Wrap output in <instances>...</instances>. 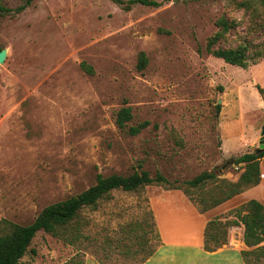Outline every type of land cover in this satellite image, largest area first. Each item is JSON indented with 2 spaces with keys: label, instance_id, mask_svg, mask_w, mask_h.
<instances>
[{
  "label": "rangeland",
  "instance_id": "obj_1",
  "mask_svg": "<svg viewBox=\"0 0 264 264\" xmlns=\"http://www.w3.org/2000/svg\"><path fill=\"white\" fill-rule=\"evenodd\" d=\"M151 1L159 5L34 0L17 12L25 0H0L12 9L0 12L7 52L0 63V220L29 224L46 206L96 184L99 174L146 170L168 179L113 190L61 236L40 232L21 264H246L243 252L257 249L245 243L244 226L234 225L244 202L212 220L207 237L241 258L189 245L199 235L188 232L192 215L177 196L158 205L162 234L150 196L175 186L200 210L215 208L227 190L223 181L237 182L244 171L235 159L259 147L252 143L264 126L257 88L264 87V3ZM217 34L216 48H246L247 68L208 51ZM124 107L133 113L125 129L117 124ZM144 121L140 133H129ZM225 164L203 185L185 184ZM249 263L264 264V249Z\"/></svg>",
  "mask_w": 264,
  "mask_h": 264
},
{
  "label": "trees",
  "instance_id": "obj_2",
  "mask_svg": "<svg viewBox=\"0 0 264 264\" xmlns=\"http://www.w3.org/2000/svg\"><path fill=\"white\" fill-rule=\"evenodd\" d=\"M34 0H25V2L17 7L15 11L22 12L29 7ZM117 4L130 8L133 4L143 3L147 5L158 6L159 3L151 0H113ZM264 0H244L243 6L252 8L255 2ZM12 9L0 5V12L8 13ZM224 30H228V23L222 22ZM219 34L213 36L208 42V51L218 58L223 59L226 63L247 68L248 54L245 47L236 48H216ZM2 48H0V51ZM147 58L142 54L140 65L145 67ZM92 72V68L87 69ZM259 93L264 97V87L257 86ZM221 106H218L220 109ZM133 119V113L130 107L120 109L117 115V124L125 129L127 123ZM148 126V122L144 121L137 126H130L129 133L137 135ZM264 157V150L255 153L248 152L237 159L234 163L243 164L244 171L242 172L237 182L223 181L226 183L227 190L224 195L217 201L216 205H220L234 196L241 194L246 189L256 186L261 181L260 161ZM215 172H203L192 180L185 182L188 186L199 187L210 179L216 178ZM168 183V179L160 173L152 176L148 171L134 172L130 175L111 174L97 176L96 184L89 187L87 190L78 195L69 197L64 200L54 202L46 206L38 216L29 224L15 223L7 218L0 220V264H21L23 257L29 252L33 240L40 232L51 233L56 236H61V229L72 221H74L79 212L86 207L96 208L98 202L108 196L113 190L122 189L124 191H134L146 185H162ZM168 189H180V187L170 186ZM187 193V192H186ZM202 212L208 210H201ZM238 221H234V225L242 224L244 226V241L248 246H257L254 251H244L246 264L249 263V257L258 254L264 249V204L257 199H251L239 208ZM215 226V222L209 223L206 230L205 249L207 251H216L220 245L218 243L210 246L207 241L208 234H211V227ZM212 238V236H210ZM213 239V238H212ZM242 254V253H241Z\"/></svg>",
  "mask_w": 264,
  "mask_h": 264
},
{
  "label": "crops",
  "instance_id": "obj_3",
  "mask_svg": "<svg viewBox=\"0 0 264 264\" xmlns=\"http://www.w3.org/2000/svg\"><path fill=\"white\" fill-rule=\"evenodd\" d=\"M261 128L256 129V134L253 138L252 144L259 143L260 140V134H261ZM224 146L227 149V144L224 140ZM256 148V147H255ZM253 148V149H255ZM228 150V149H227ZM260 167H261V181L258 185L250 187L246 189L241 194H238L234 196L232 199L216 206L215 208H212L208 211L202 212L197 205L180 189H164L161 187H157L151 192L150 196V204H151V210L154 215L156 227L160 228L161 230V210L159 211V203H165L168 202L171 198L174 196H177L181 200V205L184 210H187L191 213L192 221L194 222L191 226L187 227L188 232L193 233V230L196 231V234L198 233L197 239L195 238L194 241H191L189 245L196 246L198 250L202 253H207L212 256H216L219 254H230L233 257L240 256L241 257V251H237L231 247H225L220 248L216 251H207L205 249V243H206V230L208 229L209 223L216 219L217 217H220L221 214L226 213L227 211L234 209L238 206V204H241L242 202H247L251 199H257L260 202L264 204V157L260 161ZM234 204V205H232ZM220 219V218H219ZM223 219V218H221ZM195 224V225H194ZM163 234V232H162ZM161 242L163 240L162 237ZM168 244H175L180 245L181 243H177L175 241H166ZM163 244V242H162ZM242 258V257H241ZM149 260V259H148Z\"/></svg>",
  "mask_w": 264,
  "mask_h": 264
},
{
  "label": "water",
  "instance_id": "obj_4",
  "mask_svg": "<svg viewBox=\"0 0 264 264\" xmlns=\"http://www.w3.org/2000/svg\"><path fill=\"white\" fill-rule=\"evenodd\" d=\"M6 56H7L6 50L5 49H2L0 51V63H3L5 61ZM263 150H264V126H263L262 131H261V134H260L259 147L255 150V153H259V152H261ZM226 167H227L226 164L223 165L221 168L215 167L214 170H213V172H216L217 169H220V171H221V170L225 169Z\"/></svg>",
  "mask_w": 264,
  "mask_h": 264
}]
</instances>
